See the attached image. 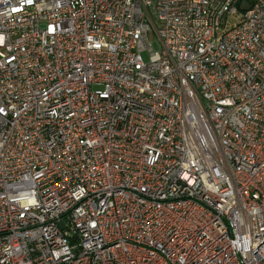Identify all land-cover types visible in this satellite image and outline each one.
Listing matches in <instances>:
<instances>
[{
	"label": "built area",
	"instance_id": "1",
	"mask_svg": "<svg viewBox=\"0 0 264 264\" xmlns=\"http://www.w3.org/2000/svg\"><path fill=\"white\" fill-rule=\"evenodd\" d=\"M0 264H264V0H0Z\"/></svg>",
	"mask_w": 264,
	"mask_h": 264
},
{
	"label": "rangeland",
	"instance_id": "2",
	"mask_svg": "<svg viewBox=\"0 0 264 264\" xmlns=\"http://www.w3.org/2000/svg\"><path fill=\"white\" fill-rule=\"evenodd\" d=\"M152 48H153L154 51H158L159 48H160V45H159V43L157 42L156 39L152 40ZM143 59H144L145 62L148 63L150 61V53L147 52V51L144 52L143 53Z\"/></svg>",
	"mask_w": 264,
	"mask_h": 264
}]
</instances>
